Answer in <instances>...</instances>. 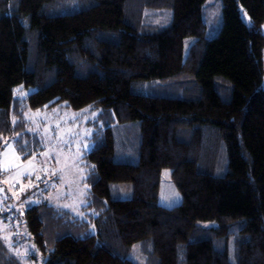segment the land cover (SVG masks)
<instances>
[{"label": "trees", "instance_id": "obj_1", "mask_svg": "<svg viewBox=\"0 0 264 264\" xmlns=\"http://www.w3.org/2000/svg\"><path fill=\"white\" fill-rule=\"evenodd\" d=\"M204 3L0 0V152L35 143L23 144L28 110L93 107L103 121L83 159V217L0 202V224L22 230L35 263L139 264L138 247L141 264H264V0H223L211 39ZM169 9L150 31L146 11ZM119 126L133 130L122 149L135 145V163L115 158ZM164 169L182 195L174 207L160 203ZM6 251L0 239V264H21Z\"/></svg>", "mask_w": 264, "mask_h": 264}, {"label": "rangeland", "instance_id": "obj_2", "mask_svg": "<svg viewBox=\"0 0 264 264\" xmlns=\"http://www.w3.org/2000/svg\"><path fill=\"white\" fill-rule=\"evenodd\" d=\"M202 12L207 24L206 36L211 39L219 34L223 25V0H205ZM146 15L145 23L152 31L154 27L165 26L170 21L172 10L166 13L147 10ZM241 15L246 23H251L245 8H241ZM193 41L192 38L187 39L186 48ZM23 96L19 94V97ZM65 106L28 110L26 119L29 121L30 139L23 144L26 147L30 140L35 143L25 148V154H19L14 139L5 141L4 149L0 152V171L6 173L0 180V202H7L14 209L13 213L23 214L26 208L49 201L79 217L84 216L81 210L86 204L89 187L84 183L86 168L83 159L92 151L94 143L91 139L99 130H103V121L101 110L91 107L75 112L67 110ZM132 132V128L129 132L126 126L116 128L118 148L115 158L119 162L138 161L134 144H128L129 151L122 149ZM171 173L170 169H164L161 176L160 203L167 207H174L182 200ZM111 189L116 198H130L133 193L130 184H113ZM203 225L216 223L206 222ZM0 239L7 248L8 257H16L21 264L37 263L33 259V248L23 241L22 230L16 233L0 224ZM137 248L133 258L141 264L143 258Z\"/></svg>", "mask_w": 264, "mask_h": 264}, {"label": "crops", "instance_id": "obj_3", "mask_svg": "<svg viewBox=\"0 0 264 264\" xmlns=\"http://www.w3.org/2000/svg\"><path fill=\"white\" fill-rule=\"evenodd\" d=\"M3 173V176L0 178V180L6 175V173L5 172H2Z\"/></svg>", "mask_w": 264, "mask_h": 264}]
</instances>
